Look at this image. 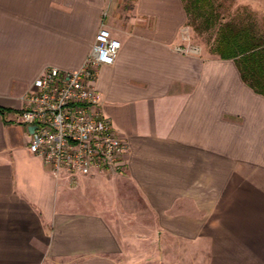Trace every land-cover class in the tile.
<instances>
[{
    "label": "crops",
    "instance_id": "1",
    "mask_svg": "<svg viewBox=\"0 0 264 264\" xmlns=\"http://www.w3.org/2000/svg\"><path fill=\"white\" fill-rule=\"evenodd\" d=\"M103 24L122 168L56 175L24 95L79 67ZM191 31L182 0H0V264H264V95L233 58L180 49Z\"/></svg>",
    "mask_w": 264,
    "mask_h": 264
},
{
    "label": "built area",
    "instance_id": "2",
    "mask_svg": "<svg viewBox=\"0 0 264 264\" xmlns=\"http://www.w3.org/2000/svg\"><path fill=\"white\" fill-rule=\"evenodd\" d=\"M120 48L121 40L103 24L79 67L45 68L24 95L22 118L30 129L29 149L52 173L74 176L122 168L127 145L101 110L96 86L100 67L114 63ZM179 48L200 51L191 42Z\"/></svg>",
    "mask_w": 264,
    "mask_h": 264
},
{
    "label": "trees",
    "instance_id": "3",
    "mask_svg": "<svg viewBox=\"0 0 264 264\" xmlns=\"http://www.w3.org/2000/svg\"><path fill=\"white\" fill-rule=\"evenodd\" d=\"M182 1L188 24L197 33L216 28L211 52L233 58L244 81L264 95V30L250 18L251 13L243 9L227 18L222 0Z\"/></svg>",
    "mask_w": 264,
    "mask_h": 264
},
{
    "label": "rangeland",
    "instance_id": "4",
    "mask_svg": "<svg viewBox=\"0 0 264 264\" xmlns=\"http://www.w3.org/2000/svg\"><path fill=\"white\" fill-rule=\"evenodd\" d=\"M125 6L129 5L132 0H121ZM224 2L227 18L230 15L243 12L245 9L251 13L250 18L255 20L258 26L264 30V0H222ZM229 9V10H228ZM246 14V13H245ZM191 27V26H190ZM192 43L201 46L204 51H211V45L214 43L216 28H212L201 34L197 33L192 27Z\"/></svg>",
    "mask_w": 264,
    "mask_h": 264
}]
</instances>
